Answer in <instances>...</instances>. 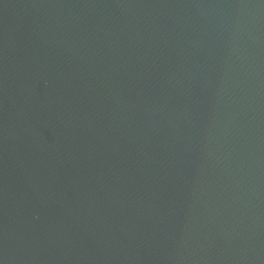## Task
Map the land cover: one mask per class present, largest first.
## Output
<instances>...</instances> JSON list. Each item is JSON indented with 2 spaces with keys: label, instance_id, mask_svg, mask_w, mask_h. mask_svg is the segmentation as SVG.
<instances>
[{
  "label": "water",
  "instance_id": "1",
  "mask_svg": "<svg viewBox=\"0 0 264 264\" xmlns=\"http://www.w3.org/2000/svg\"><path fill=\"white\" fill-rule=\"evenodd\" d=\"M0 264H264V0H0Z\"/></svg>",
  "mask_w": 264,
  "mask_h": 264
}]
</instances>
